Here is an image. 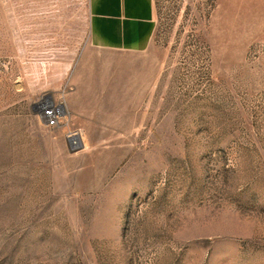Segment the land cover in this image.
Listing matches in <instances>:
<instances>
[{
    "label": "rangeland",
    "instance_id": "374dc122",
    "mask_svg": "<svg viewBox=\"0 0 264 264\" xmlns=\"http://www.w3.org/2000/svg\"><path fill=\"white\" fill-rule=\"evenodd\" d=\"M155 3L117 50L90 0H0V264H264V0Z\"/></svg>",
    "mask_w": 264,
    "mask_h": 264
},
{
    "label": "crops",
    "instance_id": "0c3cea01",
    "mask_svg": "<svg viewBox=\"0 0 264 264\" xmlns=\"http://www.w3.org/2000/svg\"><path fill=\"white\" fill-rule=\"evenodd\" d=\"M156 17L155 0H90L91 43L106 49H147Z\"/></svg>",
    "mask_w": 264,
    "mask_h": 264
},
{
    "label": "built area",
    "instance_id": "2783aa9c",
    "mask_svg": "<svg viewBox=\"0 0 264 264\" xmlns=\"http://www.w3.org/2000/svg\"><path fill=\"white\" fill-rule=\"evenodd\" d=\"M39 112L47 127H56L67 122V115L64 113L63 107L49 95L42 99ZM68 130L67 136L71 146L79 148L80 144H77L78 140H72V138L75 135H82V132L80 130H71L70 128Z\"/></svg>",
    "mask_w": 264,
    "mask_h": 264
},
{
    "label": "bare ground",
    "instance_id": "6f19581e",
    "mask_svg": "<svg viewBox=\"0 0 264 264\" xmlns=\"http://www.w3.org/2000/svg\"><path fill=\"white\" fill-rule=\"evenodd\" d=\"M61 106H62V105H61ZM80 137H81V135H75V136H73L72 140H74V139L79 140ZM77 144H79V143L77 142Z\"/></svg>",
    "mask_w": 264,
    "mask_h": 264
},
{
    "label": "water",
    "instance_id": "95a60500",
    "mask_svg": "<svg viewBox=\"0 0 264 264\" xmlns=\"http://www.w3.org/2000/svg\"><path fill=\"white\" fill-rule=\"evenodd\" d=\"M71 150H72V151H76V150H77V148H76V147H73V146H71Z\"/></svg>",
    "mask_w": 264,
    "mask_h": 264
}]
</instances>
